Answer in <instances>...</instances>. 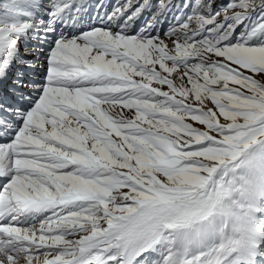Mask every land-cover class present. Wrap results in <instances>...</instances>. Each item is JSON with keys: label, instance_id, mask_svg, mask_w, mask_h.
I'll return each instance as SVG.
<instances>
[{"label": "snow or ice", "instance_id": "1", "mask_svg": "<svg viewBox=\"0 0 264 264\" xmlns=\"http://www.w3.org/2000/svg\"><path fill=\"white\" fill-rule=\"evenodd\" d=\"M0 264H264V0H2Z\"/></svg>", "mask_w": 264, "mask_h": 264}, {"label": "rangeland", "instance_id": "2", "mask_svg": "<svg viewBox=\"0 0 264 264\" xmlns=\"http://www.w3.org/2000/svg\"><path fill=\"white\" fill-rule=\"evenodd\" d=\"M0 2H1V0H0ZM165 27H166V25H165Z\"/></svg>", "mask_w": 264, "mask_h": 264}]
</instances>
